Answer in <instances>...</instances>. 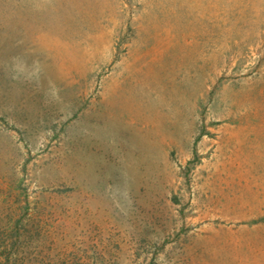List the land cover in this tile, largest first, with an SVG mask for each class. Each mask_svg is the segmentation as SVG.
I'll return each mask as SVG.
<instances>
[{"label": "rangeland", "instance_id": "rangeland-1", "mask_svg": "<svg viewBox=\"0 0 264 264\" xmlns=\"http://www.w3.org/2000/svg\"><path fill=\"white\" fill-rule=\"evenodd\" d=\"M0 264H264V0H0Z\"/></svg>", "mask_w": 264, "mask_h": 264}]
</instances>
